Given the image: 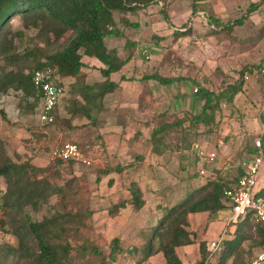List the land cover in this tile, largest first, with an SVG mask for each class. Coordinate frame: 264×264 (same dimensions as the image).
Masks as SVG:
<instances>
[{"label": "rangeland", "instance_id": "obj_1", "mask_svg": "<svg viewBox=\"0 0 264 264\" xmlns=\"http://www.w3.org/2000/svg\"><path fill=\"white\" fill-rule=\"evenodd\" d=\"M252 2H260V7L247 15L242 24L234 25L230 34L226 31L212 32V26L206 17L208 13H212L213 17H218L221 23L226 24L245 14L247 6ZM194 3L195 0H160V3L149 4L133 11H115L114 19L120 35L105 39L107 48L115 47L121 58L128 56V53L132 54L131 60L137 63V71L133 70V75H139L140 80H143V75L151 73L179 78L172 84L156 83L158 96L156 94L155 101L146 94L150 83L143 84L141 97L138 103L134 104L140 105L138 107L142 108L144 114L153 113L151 118L154 127L164 122H175L186 112L190 114L200 112L203 99L196 94L195 88H199L198 85L219 92L227 85L241 78L244 79L242 91L231 103L224 100L220 102V110L216 112L219 125L214 127L213 131L208 132L207 127L201 125L194 133L180 130L181 126L177 125L172 131L162 133L159 145L161 149H166L162 156L156 158L152 150L147 156L146 154L141 156L127 149L132 156L125 165L126 162H119L112 156L113 153L111 157L105 154L106 141L96 129L81 134L79 137L81 140H71L95 158L93 164L83 165L51 160L49 152L56 144L55 127L41 123L34 115L35 110L26 109L19 92L13 89L0 92V165L5 162V158H9L19 164L18 168L23 173L24 180L40 179L41 182L65 189L63 196L59 194L39 198L36 207L31 203L26 204L21 209V213L8 210L0 214V260L13 263L12 255L6 252L4 246L18 247L20 238L15 232L23 217L25 219V215L31 220L39 221L55 211L64 210L80 211L83 212L82 214L87 211L92 212L88 218H85L84 224L73 230L68 237L72 249L67 264H100L101 257L107 256L114 238L119 239L124 249L131 251L132 248H139L148 238L150 227L147 226L155 223L152 221V216L155 215L154 210L155 208L157 210V205L174 203L178 199V194L185 193L193 186L188 177L194 175L202 163L201 160L198 163L197 157L191 150L193 142L202 144L205 150L213 149L218 153L217 159L207 164L212 167H217L227 157L236 161L239 157L248 155L247 149L252 148L257 138H261L264 150V135L260 134L259 126L260 119H264L262 72L264 38L254 40L259 29L264 28V2L203 0L196 3L197 6H202L199 11L192 13ZM7 28L8 37L15 31L23 33L21 40L23 43L17 51L25 47L32 49L38 45L45 51L51 52L57 49L69 35V32H66L62 38L48 47L39 39H31L37 34L39 27H24L18 15L11 18ZM188 29L191 31L186 33ZM49 35L53 39V35L51 33ZM12 37L13 43H18L19 39L15 35ZM12 53L13 50L9 49L5 41L0 42V73L10 69L16 71L20 65H24L22 60L12 63L8 59ZM28 59L33 61L34 56L31 55ZM254 65L258 67H255L251 73L245 72V68ZM28 71L29 69L25 67L23 72L27 74ZM242 72H244L243 77ZM68 97L70 96L66 92L58 100L57 123L62 113L61 108L68 103ZM117 114L114 116L116 117ZM7 115L16 119L10 122ZM184 125L187 126L188 122ZM135 129L133 127L129 134L122 133V140L137 138L139 132L134 133ZM11 132H14L16 143L10 141ZM145 142L147 146L150 144L152 146L150 139ZM141 150H145L144 145ZM258 156L260 157V154L255 152L251 154L250 160L254 161ZM114 165H123L124 170L121 173L102 175L103 170ZM184 165H186L185 169ZM110 179H112L111 184L108 182ZM232 179L229 178V181ZM132 180H138L144 191L148 192L154 187L152 189L156 192L153 195L148 193L142 210L134 214L135 218L131 217L128 224L120 226L125 214L123 216L117 213L115 216H110L105 205L108 204L110 196L115 200L117 197H121L120 199L128 197L126 192ZM263 185L264 152L256 176V184L253 187L256 197H262L260 190ZM7 187L8 180L5 176H0V202L4 201L3 195ZM200 221L196 223L195 235L209 238L207 231L209 228L214 230L213 223L206 226L205 220ZM140 223L145 227H140ZM243 247L251 248L248 241L243 243ZM94 249H98L101 255ZM192 251V247L185 248L182 251L183 256L188 258ZM126 252L125 256H117L119 258L117 264H137L140 255L138 254V258L137 256L131 258V253ZM257 252V248H251V254L255 255ZM190 263L187 260L184 262V264ZM227 263H230V260ZM147 264H164V260L157 256L151 258Z\"/></svg>", "mask_w": 264, "mask_h": 264}, {"label": "trees", "instance_id": "obj_2", "mask_svg": "<svg viewBox=\"0 0 264 264\" xmlns=\"http://www.w3.org/2000/svg\"><path fill=\"white\" fill-rule=\"evenodd\" d=\"M202 1L195 0L196 3ZM153 3H160V0H0V42L5 41L9 49L13 50L8 58L12 63L21 60L24 62V65H20L16 71L10 69L0 73V92H6L9 89L19 92V97L26 105V109L35 110L37 113L42 104V95L32 82V73L38 69L50 68L58 83L62 84L64 77L79 75L81 68L86 65L83 62V56H87L102 63L100 73L105 80L82 86L81 94L85 104L78 110L85 112L90 105L97 106V99H101L104 94L113 92L118 87L117 83L109 79L110 74L118 71L133 57L131 53H128V56L121 58L116 48L108 49L105 44L106 37L120 35L114 12L133 11ZM196 3L193 5L192 13H196L202 7L197 6ZM259 7L260 2L250 3L245 14L226 24L221 23L218 17H213L212 13H208L206 17L212 26L213 33L226 31L230 34L234 25L242 24L244 18ZM16 15L22 19L24 27H39L37 34L31 39H39L48 47L62 38L66 32H69V35L57 49L51 52L45 51L38 45L32 49L25 47L17 51L23 43L21 41L23 33L15 31L8 37L9 29L7 28L11 18ZM190 31L188 29L186 33ZM49 33L53 35V39ZM13 35L19 39L18 43H13ZM262 38H264L263 27L259 29L254 40L258 41ZM31 55L34 56L33 61L28 59ZM25 67L29 69L27 74L23 72ZM255 67L258 65L244 70L251 73ZM243 74L244 72L242 77ZM142 79H153L160 85H166L174 83L179 78L151 73L143 75ZM243 83L244 79L241 78L219 92L198 85L196 94L203 99L200 112L197 114L186 112L175 122H164L159 126H153L150 137L152 152L157 157L166 152V149H161L159 145L162 140L161 134L172 131L177 125L181 126L180 130L194 133L201 125L207 127L208 132L213 131L214 127L219 125L216 112L220 110V102L224 100L231 103L242 91ZM186 122H188L187 126L184 125ZM56 124L57 118L54 111V120L47 125L55 126ZM251 147L247 149L249 156L257 151L254 145ZM241 158L239 157L236 161L225 158L217 167L208 166L202 161L196 173L188 177L193 184L189 190L181 194L172 204L157 205L159 216L155 224L150 226L148 238L144 240L142 246L132 248L130 251L120 245L118 238H114L107 256L101 257L100 264H117L119 261L117 256H125L126 251L131 253V258L136 256L138 258V254L140 255L137 264L156 254H161L166 264H183L182 248L192 244L196 245V253L191 264H246L254 256L253 253L251 254V248L255 247L259 251L264 242V224L255 221L252 213H248L238 221L233 233L226 234L212 257H209L205 241L195 240L196 235L191 229L189 220V214L193 213L206 212L208 219H223L228 214L229 206L224 190L234 186L242 174ZM18 167L19 164L9 158H5V162L0 165V176L3 175L8 180V187L3 195L4 201L0 202V214L8 210L21 213V209L28 203L36 207L39 204V198L65 194V189L61 186L41 182L40 179L24 180V175ZM183 168L185 169L186 165ZM123 170V165H116L103 170L102 175L121 173ZM229 178H233L232 181H229ZM108 182L111 184L112 179ZM128 191L130 194L128 199L108 206L107 211L110 216H115L126 205H129L133 211H139L145 205L143 189L138 181H130ZM260 194L264 197V185L261 187ZM82 213L71 210L55 211L39 221L31 220L28 215H25V219L23 217L15 232L20 238L18 247L4 246L6 252L12 255L13 263L0 260V264H67L72 249L68 237L73 230H77L84 224L85 218H88L92 212ZM245 241H248L250 249H244ZM94 251L101 255L98 249ZM228 260L230 263H227Z\"/></svg>", "mask_w": 264, "mask_h": 264}, {"label": "crops", "instance_id": "obj_3", "mask_svg": "<svg viewBox=\"0 0 264 264\" xmlns=\"http://www.w3.org/2000/svg\"><path fill=\"white\" fill-rule=\"evenodd\" d=\"M83 62L86 63V65L81 68V71L78 75L79 78L76 75V76H66L62 79V84L64 85V88H66V90L64 89L65 90L64 93L66 94L67 92V94L70 97H68V100H67L68 103L61 108L62 113L60 115V118L58 119V123L55 126H53L55 127L54 132L56 133V138L54 140L56 142L55 146L61 145L65 142H70L71 140H75V139L81 140L79 138L81 137V134H86L88 133V131L97 129L98 134H100L101 136H104V139L106 141L105 154L106 155L109 154L111 157V154L113 153L114 155L112 156H114L115 159L117 158L119 162L125 161L126 162L125 165L128 164L127 161H129L132 156L130 152H134V154L136 155L140 154L141 156L142 155L145 156V154L147 156L148 153L150 154L152 146L151 144L150 146H147L145 141L147 139H150V133L153 127L151 116L153 115V113L151 112V114H144V112H142V108H139L140 105H137L134 103H138L137 101H139V98L141 97L140 92L142 91L141 88L143 84L147 85L148 83H150V85L146 92L147 97L150 98L152 101H155L158 96L157 85L155 86V84L158 82H156L153 79H147L146 81L144 79L140 80L141 77L137 74L134 76L133 70L137 71V67H136L137 63H135L134 60H129V62L123 65L118 71L110 74L109 79L118 84V87L116 88V90L113 92H108L104 94V96L101 99H97L96 100L97 106L92 107L90 105L87 111L85 112L79 111L78 108H81V106L85 104V101L83 100V96L81 94L82 86L87 85V84L98 83V82L105 80V77L102 76L100 73V68L103 67L102 63H100L97 59H90L87 56H83ZM139 68H141V66H139ZM62 96L60 97V99L62 98ZM56 108H55V116L57 115ZM116 114L117 116L115 117L114 115ZM34 115L36 116V118H38L37 113H35ZM7 118L10 122L16 119V117L12 119V116L10 115H7ZM133 127L136 128L134 133L136 131L139 132L138 137L134 138L132 135L133 140H129V139L122 140L121 134L122 133L124 134L126 132L129 134ZM43 133L47 134L46 131H43ZM9 135L11 137L10 141L12 143H16L17 139L15 138L14 132L9 133ZM48 136H50V134ZM143 145L145 147L144 151L141 150ZM130 148H132V150ZM127 149L130 150V152H128ZM207 151H214V150L210 149ZM84 152L90 155V153L86 151ZM256 153H258V150L256 151ZM155 156L157 158V155ZM250 156L249 155L243 156L241 160L250 159ZM229 158L231 157H227V159ZM197 160L199 163L200 159L198 157H197ZM200 166L201 165H199L198 168ZM152 188L154 187H151V189H149L148 192L143 190L144 199L146 198L148 193H151L152 195L155 194L156 190ZM126 193H127L126 196L128 197H124L122 199H120L121 197H117V200H115L113 197L110 196V198H108V202H107L108 204L105 205L106 210L108 209V206L111 203H116L121 200L128 199L130 197L128 190ZM181 194L182 193L178 194L177 197L181 196ZM142 208L139 211H133L129 205H126V207L120 209L118 214L121 213L123 216L125 214V216L122 217L120 226H122L121 224H124V225L128 224L131 217L136 216L134 214H138L142 210ZM154 212H155L154 213L155 215L152 216L153 222L156 221L157 217L159 216V209L157 208L156 210L155 208ZM229 215H230V212H228V214H226V216L223 219H208V215L206 212L189 214L191 229L194 232H196V227H197L196 223L199 222L200 220L201 221L205 220L206 226L211 223H213V226H214L213 227L214 230H211V228H209L207 231V234H209V238L207 236L205 237V236L200 235V237L196 236L195 240L197 241L203 240L206 243L208 240L214 239L217 236H219L224 229H228L227 233H233L236 229V226H231L228 228L227 220L229 218ZM141 223H142V220H141ZM141 223L139 226L145 227V225ZM150 226H147V227H150ZM191 247L193 251L191 255L188 256V258H185V256L182 255L184 262L187 260L188 262L190 261L192 263L194 255L196 253L195 252L196 245L192 244V245H188L182 248V251H183L185 250V248H191ZM157 256H160L163 259L161 254H156L154 256L149 257L147 260L143 261L141 264H145V263L147 264L150 262L151 258H154V257L157 258ZM164 264H166L165 261H164Z\"/></svg>", "mask_w": 264, "mask_h": 264}, {"label": "built area", "instance_id": "obj_4", "mask_svg": "<svg viewBox=\"0 0 264 264\" xmlns=\"http://www.w3.org/2000/svg\"><path fill=\"white\" fill-rule=\"evenodd\" d=\"M262 72L264 74V68ZM31 77L35 88L38 89L42 95V104L40 110L37 112L38 120L44 124L52 123L56 105L64 93V85L58 83L54 72L50 68L35 70ZM195 90H197V88H195ZM259 126L260 134L264 135V119H260ZM253 145L257 148L260 157H256L254 161L242 159L243 172L237 183L224 190L230 212L227 220L228 228L236 226L238 221L248 213H252L255 221L264 224V197H256L253 193L258 169L262 162L263 144L261 138H257ZM191 150L196 157L206 164L213 163V161L217 159L218 154L215 150L207 151L198 142H193L191 144ZM49 156L51 160L72 161L73 163L83 165H91L95 162L93 156L86 154L81 147L73 141L65 142L51 148ZM202 172L201 170V173ZM227 232L228 229H224L219 236L206 242L205 245L209 257L213 256L219 249ZM246 264H264V242L260 250L252 256Z\"/></svg>", "mask_w": 264, "mask_h": 264}]
</instances>
